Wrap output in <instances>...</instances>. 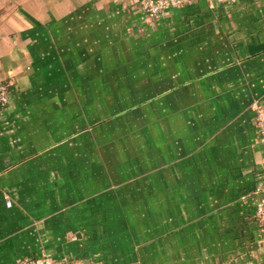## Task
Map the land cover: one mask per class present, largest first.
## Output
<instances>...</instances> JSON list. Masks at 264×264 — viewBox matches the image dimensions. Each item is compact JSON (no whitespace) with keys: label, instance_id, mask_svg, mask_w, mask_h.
<instances>
[{"label":"crops","instance_id":"obj_1","mask_svg":"<svg viewBox=\"0 0 264 264\" xmlns=\"http://www.w3.org/2000/svg\"><path fill=\"white\" fill-rule=\"evenodd\" d=\"M2 80L0 264H264V0H0Z\"/></svg>","mask_w":264,"mask_h":264},{"label":"built area","instance_id":"obj_2","mask_svg":"<svg viewBox=\"0 0 264 264\" xmlns=\"http://www.w3.org/2000/svg\"><path fill=\"white\" fill-rule=\"evenodd\" d=\"M200 0H139L141 10L146 14L147 18L154 20L160 18L167 10L171 8H178L185 5L193 4ZM208 2L229 3L233 0H205ZM11 83L8 81H0V110L6 107L10 100ZM251 109L255 111V129L257 131V141L264 146V109L254 100L250 105ZM262 193L255 207V219L264 230V158L261 162V184L258 188ZM10 205V201H7ZM14 264H101L98 261H68L63 258L55 260L50 254L45 251L37 257H27L18 260Z\"/></svg>","mask_w":264,"mask_h":264},{"label":"rangeland","instance_id":"obj_3","mask_svg":"<svg viewBox=\"0 0 264 264\" xmlns=\"http://www.w3.org/2000/svg\"><path fill=\"white\" fill-rule=\"evenodd\" d=\"M120 98H121V95H118V93H115V94L110 93V99L111 100L109 102L107 100L105 101L104 99H102L100 101L97 100L96 104L90 105L93 114L96 113V107L98 106L99 119L98 120H95V121H97L98 123H100L101 125H103L104 127H106L107 126V124H106L107 119L106 118L100 119V115L101 114H104V116L106 117L108 114H110L112 112H115L118 109L119 103L121 101ZM109 138H111V135L108 134V133H106V134L104 133V139H105V141H108ZM136 140H138V136H137ZM136 143L137 144L138 143L140 144V142H138V141ZM139 151L136 154L145 153V150H143V149H140ZM55 260H60V259H55Z\"/></svg>","mask_w":264,"mask_h":264}]
</instances>
